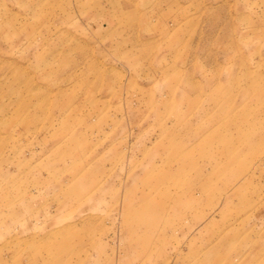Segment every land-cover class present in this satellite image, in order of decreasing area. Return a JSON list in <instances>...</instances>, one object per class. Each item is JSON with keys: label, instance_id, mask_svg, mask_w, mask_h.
Returning <instances> with one entry per match:
<instances>
[{"label": "rangeland", "instance_id": "374dc122", "mask_svg": "<svg viewBox=\"0 0 264 264\" xmlns=\"http://www.w3.org/2000/svg\"><path fill=\"white\" fill-rule=\"evenodd\" d=\"M0 264H264V0H0Z\"/></svg>", "mask_w": 264, "mask_h": 264}]
</instances>
